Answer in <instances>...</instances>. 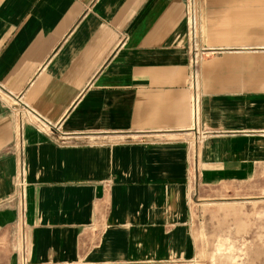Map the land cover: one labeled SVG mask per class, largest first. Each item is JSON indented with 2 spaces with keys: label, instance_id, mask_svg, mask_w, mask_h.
<instances>
[{
  "label": "crops",
  "instance_id": "obj_1",
  "mask_svg": "<svg viewBox=\"0 0 264 264\" xmlns=\"http://www.w3.org/2000/svg\"><path fill=\"white\" fill-rule=\"evenodd\" d=\"M185 2L0 0V264H189L193 129L203 181L264 166V0H196V123Z\"/></svg>",
  "mask_w": 264,
  "mask_h": 264
},
{
  "label": "rangeland",
  "instance_id": "obj_2",
  "mask_svg": "<svg viewBox=\"0 0 264 264\" xmlns=\"http://www.w3.org/2000/svg\"><path fill=\"white\" fill-rule=\"evenodd\" d=\"M204 142L194 141L198 167L189 191L196 254L189 264H264V166L245 180L205 182Z\"/></svg>",
  "mask_w": 264,
  "mask_h": 264
},
{
  "label": "built area",
  "instance_id": "obj_3",
  "mask_svg": "<svg viewBox=\"0 0 264 264\" xmlns=\"http://www.w3.org/2000/svg\"><path fill=\"white\" fill-rule=\"evenodd\" d=\"M197 7H195L193 0H187L186 2V36L187 42L186 47L188 50V63H189V73H188V85L192 89L191 98V111L193 118L196 120L199 118L200 111V63L202 59L207 55V51L200 47L199 41V17L197 14ZM14 114L18 116V121L16 125V141L18 143L22 142L23 128L26 124H33L40 131H50L51 125L45 121L38 113L30 109L27 105L21 103L18 98L14 100ZM195 127V125H194ZM193 134L188 140V162H187V184L191 190V184L196 178L195 172L197 171V161L195 156L194 141H202L206 136L207 132H202L199 129H193ZM22 175V172H21ZM23 180L21 179L19 185H22ZM24 255L21 259V264H27L25 256V247H23Z\"/></svg>",
  "mask_w": 264,
  "mask_h": 264
}]
</instances>
